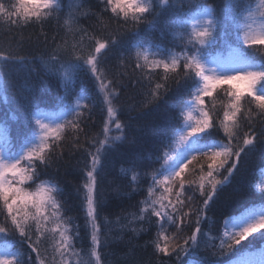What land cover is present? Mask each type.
Returning a JSON list of instances; mask_svg holds the SVG:
<instances>
[{"label": "snow or ice", "instance_id": "6c2138e0", "mask_svg": "<svg viewBox=\"0 0 264 264\" xmlns=\"http://www.w3.org/2000/svg\"><path fill=\"white\" fill-rule=\"evenodd\" d=\"M102 2L104 13L110 10L116 27L107 35L90 36L88 49L79 42L63 40L39 54H22V47L0 50V93H11L5 106L15 104L13 111L20 113L13 117L18 124L14 140L0 123V233L17 236L19 245L11 251L12 243L6 242L0 250V264H69L66 257L81 254L77 248L82 244L81 226L66 215L67 201L57 199L62 191L51 180H43L42 174L62 161L65 133L72 134L74 149L80 145L81 134L89 140L85 127L91 120L93 97L76 93L70 86L82 73L93 78L106 113L99 134L91 137L89 147L84 149L83 183L76 189L82 192L84 227L90 237L86 254L91 264H101L102 235L104 248L113 243L107 230L102 233L101 221L107 223L102 216L106 205L105 196L98 190V178L106 175V168L122 145L143 142L130 139L126 132L136 119V108L120 103L118 89L127 86L123 82L125 74L108 77L104 62L109 54L121 65L133 60L139 70L135 83L141 100L136 107L156 111L170 94L174 101L169 105L173 115L151 127V149L141 146L135 152L123 153L119 161L131 174L129 188L140 181H151L135 218L148 227L155 225V253L173 260V264H196L192 257L200 253L202 242L208 239L202 223L212 213L228 218L223 221L222 233L215 237L218 243L210 245L217 258L200 264H249L244 258L234 262L231 257H222L235 255L257 241L264 242V207L245 202L248 196L256 195L264 201V192L257 194L239 179L251 156L264 146V55L259 59L255 55L264 54V0L256 9L252 0ZM65 7L63 0H19L18 5L0 0V20L17 27L43 28L52 20L59 25ZM67 7L66 23L71 33L79 21V9ZM82 14L95 15L90 9ZM100 23L108 27L102 20ZM154 29L159 30L161 40L171 34L173 48L156 43ZM81 31L87 35V30ZM40 66L43 74L37 70ZM33 77L40 90L30 83ZM44 77L55 78L57 89L63 88L64 94L52 96L49 79ZM241 82L244 87L239 86ZM218 103L223 119L216 122L210 112ZM49 106L60 108L59 119L46 111ZM250 113H255V118H249ZM120 116L125 119L121 121ZM177 128L178 139H173ZM194 161L198 181L183 175ZM33 186L35 191H29ZM119 188L117 185V196L124 194ZM244 241L248 245H243Z\"/></svg>", "mask_w": 264, "mask_h": 264}, {"label": "trees", "instance_id": "16d2710c", "mask_svg": "<svg viewBox=\"0 0 264 264\" xmlns=\"http://www.w3.org/2000/svg\"><path fill=\"white\" fill-rule=\"evenodd\" d=\"M259 1L260 0H252L253 9ZM3 2L6 4L10 3L18 5L16 0H3ZM63 3L66 6L65 17L59 25L55 20H52L51 22L46 23L43 28L39 25L17 27L15 25L5 24L3 20H0V50L6 51L10 48L19 50L22 47V54H39L51 50L61 44L63 40H67L69 43L79 42L82 47L88 49L91 47V41L89 40L90 36L107 35L108 32L116 27V22L110 19V10L107 14L104 13V4L102 0H63ZM81 4H84L85 7L79 8ZM69 5L73 9H79V11L76 12V14L79 15L78 24L75 30L71 33H69V25L66 23L69 19L67 16V6ZM89 9L92 13H95L94 16H85L82 14ZM101 20L104 25L108 26L106 29L102 27L100 23ZM81 30H87V35ZM153 38L156 43H160L166 48H173V38L171 34L161 40L159 30L154 29ZM139 39L140 38H135L136 41ZM175 50L180 51L179 48H176ZM255 55L257 59H259L260 56L264 54L255 53ZM104 63L108 65L106 74L109 78H112L117 74H125L123 82L127 86L118 89L121 92L120 103L126 108H136V111L133 113L136 119L132 121V126L126 129V132L130 139L135 137L138 142L142 141L143 143L142 145L140 143L136 145H122L120 151L113 155L111 166L106 168V175L102 178H98V190L105 196L106 205L102 216L106 217L107 223H104L103 220L101 221L102 233L107 230L108 238L113 240V243L109 247L104 248L103 241L105 237L104 235L101 236L102 244L99 249L101 264H173V260L162 256V254L155 253L154 251V241L156 239L155 225L148 227L146 223L142 224L135 218L136 214H138L139 207L141 206L140 202L148 196L147 188L151 183L150 179L147 183L140 181L138 184L133 185L132 188H129L128 184L131 180V174L123 170L126 166L119 163V161L121 160L123 153L135 152L141 146L144 149H151V127L154 122H162L173 115L169 105L174 101L170 94L169 98L166 99V102L162 101L160 108L156 111L136 107L141 100V95L140 88L135 83V78L139 75V70L134 68L133 60H128L125 62V65H121L111 54H109ZM37 70L43 74L42 66L38 67ZM157 72L162 73V69H157ZM23 75V72H21V83L23 82ZM44 78L49 79L48 77ZM30 83L34 88L40 90L41 86L37 83L35 77L32 78ZM70 86L75 89L76 93L93 97L94 107L91 120L88 121V126L85 127V133L89 140L86 141L85 135L81 134L80 145L78 148L74 149L72 147V134L65 133V138L61 142L63 159L57 166L50 167L45 174H42V179L45 181L51 180L58 189L62 191V195H58L57 199L62 203L67 201L68 211L66 215L75 218L76 223L81 226L80 236L82 237V244H77V248L80 250L81 254L78 257H66V260L69 261V264H75L77 260H81L82 264H91L89 256L86 254V252L90 250V237L87 229L84 227L85 212L81 207L82 192L77 193L76 189L77 186H80L83 183L81 172L85 167L84 149L89 147L90 138L99 134L102 127V117L105 116L106 113L104 112L103 96L102 94H98L93 78L90 75L82 73L80 78L74 80ZM239 86L242 87L240 84ZM48 87L51 89L50 94L52 96H62L64 94L63 88L57 89L55 78L49 79ZM82 89H84V91H82ZM10 95L11 93H0V123L5 124L9 130V138L14 140L18 124L13 117H19L20 113L13 111L16 108L15 104L11 105L10 108L5 106L6 97ZM74 99L75 96L72 97V100ZM207 100L208 98H206V102ZM47 109H50V112L55 113L57 119L60 118V108L49 106ZM210 115L214 116L216 122L222 120V106L218 103L217 108L214 112H210ZM248 116L249 118H255V113H250ZM119 118L123 121L125 116H120ZM145 133L148 135H145ZM178 133L179 128L173 132V139H178ZM115 134L116 133L114 132V135ZM223 135V131H221L220 137L223 138ZM262 153H264V146L258 147L257 152L251 156L241 170L239 177L246 188L257 194L264 192V190L261 191L258 188L259 184L262 185L260 187H263L264 185V164L261 163ZM103 162L102 159V163ZM194 166L198 170V165L195 161L188 167L189 172H191L189 180L198 181V176L193 171ZM155 167L159 168L160 164H156ZM117 185L120 186L119 190L124 193L123 195H116ZM24 186L28 187V184H25ZM29 191H35V186L29 188ZM245 202L249 203L250 206H255L257 208L264 207V201L259 199V195L248 196ZM252 202H254V205ZM197 203L199 202L197 201ZM19 210L23 212L22 208ZM227 218V216L219 217L212 213L208 214L206 223H202V231L206 234L208 239L202 242L200 253L192 257L196 264H200L203 260L217 258L212 255V253L215 252V249L210 247V245L213 242L218 243V241L215 240V237L222 233L223 221ZM53 226L54 225L51 224L48 225V227ZM141 227L144 228L145 231H139ZM132 229H136V231H133ZM185 234L188 233L186 232ZM249 239H251V237ZM16 241L17 236H5L0 233V249H2V246L6 242H11L13 246L10 250L16 251L19 248ZM51 243L52 238L50 236L48 246L49 255L52 252ZM242 244L248 245V241H244ZM205 245H209V247H205ZM20 250L24 251L26 249L21 248ZM229 257H231L234 262L244 258L251 263L257 258L264 257V242L257 241L251 246L242 247L239 253L235 255L233 253H228V255L222 257V259L227 260Z\"/></svg>", "mask_w": 264, "mask_h": 264}, {"label": "rangeland", "instance_id": "374dc122", "mask_svg": "<svg viewBox=\"0 0 264 264\" xmlns=\"http://www.w3.org/2000/svg\"><path fill=\"white\" fill-rule=\"evenodd\" d=\"M16 2H17V4L19 3V0H16ZM260 4V1L256 4V6H255V8L254 9H256L257 8V6ZM240 85L242 86V87H244V84L241 82L240 83ZM215 94V93H214ZM114 134V133H113ZM190 174H191V172H189V169H186L185 170V173L183 174L184 175V177L187 179V180H189L190 179ZM25 187V186H24ZM174 191H175V189H173ZM15 207H18V206H15ZM1 247V246H0ZM0 250H2V249H0ZM261 261H264V257H262V258H257V259H255V261H253L252 262V264H261Z\"/></svg>", "mask_w": 264, "mask_h": 264}, {"label": "bare ground", "instance_id": "6f19581e", "mask_svg": "<svg viewBox=\"0 0 264 264\" xmlns=\"http://www.w3.org/2000/svg\"><path fill=\"white\" fill-rule=\"evenodd\" d=\"M75 99H76V97H75ZM75 99L73 100V102L75 101ZM43 107V106H42ZM46 111H49L50 112V109H47L46 108ZM57 118V117H56ZM4 119H6V118H4ZM7 120V119H6ZM260 186H262L261 184H259V190H261V191H263L264 190V185H263V187H260ZM0 203H2V202H0Z\"/></svg>", "mask_w": 264, "mask_h": 264}]
</instances>
